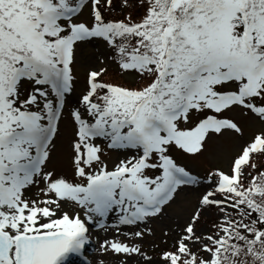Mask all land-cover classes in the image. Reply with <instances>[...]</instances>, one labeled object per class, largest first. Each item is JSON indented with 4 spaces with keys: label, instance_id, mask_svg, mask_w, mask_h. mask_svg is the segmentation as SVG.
<instances>
[{
    "label": "snow or ice",
    "instance_id": "snow-or-ice-1",
    "mask_svg": "<svg viewBox=\"0 0 264 264\" xmlns=\"http://www.w3.org/2000/svg\"><path fill=\"white\" fill-rule=\"evenodd\" d=\"M93 234L107 264H264V0H0V264H92Z\"/></svg>",
    "mask_w": 264,
    "mask_h": 264
},
{
    "label": "rangeland",
    "instance_id": "rangeland-1",
    "mask_svg": "<svg viewBox=\"0 0 264 264\" xmlns=\"http://www.w3.org/2000/svg\"><path fill=\"white\" fill-rule=\"evenodd\" d=\"M99 54L100 53H98L94 48H89L87 55L94 56ZM89 66H94V65H92L88 59H84L82 62H78L76 65V71L79 77V84L77 86V95L79 94L80 88L83 86L85 72L87 70V67ZM106 79L112 82L117 80H123L125 82V78H122L116 74L114 67L110 68L109 74L107 75ZM254 130L255 129L252 126H247L245 128V135L246 136L251 135V133ZM227 145H228L227 141H216L211 143L209 146V151L208 153H206L207 159L201 158V160L198 162V166L196 167V170L199 171L201 175H203L206 169L211 167L213 164L226 167V163L223 160V153L220 152V149ZM119 155H120L119 153L110 152L109 153L110 161H115ZM196 200H197L196 192H190L187 195L182 194L178 202L168 209V214L171 217V219L166 218L164 221H156L152 224V227L155 230V235L153 237L148 238L145 241V246H148L153 242H155L156 244L160 245V248H164L165 245L161 242L164 239L162 235V229H164L165 225H168L172 229H175L178 223L182 224L183 221L186 219L187 215L191 212V210L195 206ZM170 243L171 241L169 240V244ZM95 249H96V235L93 234V244L88 246V253L86 258H88V260H90L92 264H98V261L100 259H104L107 264V261H109L111 258L101 257V255ZM157 251H159V249H157Z\"/></svg>",
    "mask_w": 264,
    "mask_h": 264
},
{
    "label": "trees",
    "instance_id": "trees-1",
    "mask_svg": "<svg viewBox=\"0 0 264 264\" xmlns=\"http://www.w3.org/2000/svg\"><path fill=\"white\" fill-rule=\"evenodd\" d=\"M114 82H116V83H124L123 80H117V81H114Z\"/></svg>",
    "mask_w": 264,
    "mask_h": 264
}]
</instances>
